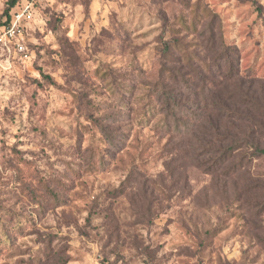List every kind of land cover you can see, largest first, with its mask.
Wrapping results in <instances>:
<instances>
[{"label": "rangeland", "instance_id": "obj_1", "mask_svg": "<svg viewBox=\"0 0 264 264\" xmlns=\"http://www.w3.org/2000/svg\"><path fill=\"white\" fill-rule=\"evenodd\" d=\"M25 42L0 51V264H264V155L213 174L173 128L263 115L264 0H34Z\"/></svg>", "mask_w": 264, "mask_h": 264}, {"label": "trees", "instance_id": "obj_2", "mask_svg": "<svg viewBox=\"0 0 264 264\" xmlns=\"http://www.w3.org/2000/svg\"><path fill=\"white\" fill-rule=\"evenodd\" d=\"M21 1L22 0H8L6 8L3 10L2 13H0V26L8 24L10 20L11 10L16 8ZM257 11L258 15L261 16V9L259 8ZM210 43L213 47H217L215 49H225V47L223 48V43L222 41H220V38L217 42L214 27L212 28ZM169 50L170 45L166 44L164 46V52H169ZM230 66L231 64L229 65V67ZM232 78L233 76H229L227 80H231ZM165 98L166 99L163 100L162 106L165 107L167 110H169L170 108L182 109L183 106H181L180 103H177L172 100V97L170 95L166 96ZM231 98L232 97L228 98L227 100H221L218 102H214L213 100L209 104V106L211 107L216 106L213 108V110L215 111V115H205L206 117L204 118H202L203 115H198L199 117H197V121H195L199 123V125L197 126L198 133L196 131V124L193 125L192 122L191 124L186 123L184 122V119H181L177 116H175L173 121V128L175 130L178 129L177 125H179L178 122H180L185 131H187V133L192 134L197 143L196 150H198L199 152L197 155L192 153L191 157H194L193 159L199 162L203 160L201 158L202 156L208 157L210 163L206 170L213 174H220V165L229 162L232 159L233 154L244 148L252 149L253 153L256 156L264 155V149H260V144L259 141L256 140V136H254L253 134L251 135V133L245 134L244 132H240V129H236L237 126L233 130L234 132H232L231 129L228 128L229 123L232 124V126H235L233 123H231V121H234V116L236 118V122L243 123V121H245L247 123V128L254 127L256 125H259L260 127L261 125L264 126V102H260V100H258L259 106L263 109V115L259 118H255V116L251 114V110L254 109V111H256V109H259V107L256 106L257 102L255 95H253L252 93L245 94L241 98V101L239 103V100H233V102H230ZM230 103L236 104L233 107ZM242 106H245V108H241ZM249 112L251 113L249 114ZM163 124L169 129L170 121L167 120L166 115L165 118H163ZM195 136H198L199 138ZM194 148L195 146L192 148V150ZM205 163H207V161H205L204 164ZM239 164L240 162L237 161L236 165Z\"/></svg>", "mask_w": 264, "mask_h": 264}, {"label": "built area", "instance_id": "obj_3", "mask_svg": "<svg viewBox=\"0 0 264 264\" xmlns=\"http://www.w3.org/2000/svg\"><path fill=\"white\" fill-rule=\"evenodd\" d=\"M34 0H22L11 10L8 24L0 26V51L7 58L13 54L20 60H27L25 29L33 19Z\"/></svg>", "mask_w": 264, "mask_h": 264}]
</instances>
